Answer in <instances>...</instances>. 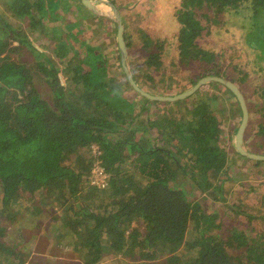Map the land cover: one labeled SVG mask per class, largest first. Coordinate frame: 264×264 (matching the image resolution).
<instances>
[{
  "label": "trees",
  "instance_id": "trees-1",
  "mask_svg": "<svg viewBox=\"0 0 264 264\" xmlns=\"http://www.w3.org/2000/svg\"><path fill=\"white\" fill-rule=\"evenodd\" d=\"M5 3L12 16L21 20L31 12V0H5ZM33 4L40 15L45 3L37 0ZM55 9L44 5L42 17L45 14L59 20ZM263 9L264 0H180L174 14L168 16L173 21L161 23L168 34H163L162 29L157 32L138 29L140 48L146 53L142 63L160 69L163 54L173 51L180 64L199 63L208 71L191 79L190 85L208 74L242 81L243 77L230 76L228 68L220 66L218 59L222 54L204 47L198 39L211 32L224 36L223 30L211 27L219 21V14L227 16L222 21L236 23L244 31L249 18ZM250 22L249 33L252 28L260 41L252 42L244 31L243 42L250 47L255 60L256 55H264V21L251 19ZM123 23L124 40L131 57L133 33ZM70 24L61 28H72ZM29 25L32 30H39L41 38H49L45 31H40L39 16L36 20L31 18ZM77 29L78 34H83L82 27ZM54 46L62 70L79 76L81 92H65L58 71L47 64L49 59L36 60L42 51L0 16V214L1 211L13 213L12 208L21 201L25 203L21 209L29 211L35 196L40 194L41 206L34 207L36 214L40 216L41 208L61 212L53 215L52 220L61 223L62 228L55 229L49 237L75 252L81 264H98L111 239H117L119 249L130 260L124 264H264V240L260 233L250 236L245 230L233 228L225 237H211L212 227H219L215 223L217 214L206 213L199 202L187 200L181 186V181L188 177L202 191L208 190L214 196L222 193L230 179L227 158L215 141L221 131L218 119L212 114L215 96L204 92L205 96H199L187 113H182L173 106H180L186 98L173 102L148 99L133 90L123 71L131 92L135 93L111 84L108 60L103 51L97 50V45L87 44L78 51L65 49L63 53L59 49L65 45L59 39ZM24 49L34 56L33 64L27 66L20 58ZM15 54L17 58L13 57ZM32 68L40 70L51 86L52 105L35 87ZM260 68L264 69V65ZM131 70L137 78L139 72L133 63ZM214 83L221 84L209 82ZM136 94L137 102L132 97ZM258 95L261 103L257 112L261 121L256 133L264 137V85ZM159 105L169 108L146 122L138 118L145 110L151 112L149 108ZM238 108L241 112L239 103ZM150 129L152 135L137 133L139 130L149 133ZM158 139L171 141L177 153L157 145ZM92 144L99 146L108 173L104 189L85 184L91 159L82 158L80 150ZM72 155L78 159L79 169L66 163ZM249 160L255 167L264 165V161ZM261 197L264 205V192ZM242 214L249 220L252 218L249 212ZM35 224L40 225L39 217L35 218ZM192 227L189 246L185 241ZM6 229L0 223V237L5 236ZM14 247H4L2 254L12 255L19 264H24L26 256L15 252Z\"/></svg>",
  "mask_w": 264,
  "mask_h": 264
},
{
  "label": "rangeland",
  "instance_id": "rangeland-1",
  "mask_svg": "<svg viewBox=\"0 0 264 264\" xmlns=\"http://www.w3.org/2000/svg\"><path fill=\"white\" fill-rule=\"evenodd\" d=\"M110 1L115 2H113V4L116 8L121 7L120 10L117 8L121 15V19L128 24L130 32L133 33L134 41L131 43L133 54L131 57H129L128 54V62L130 70L131 63L137 66L139 76L134 78L132 70L131 73L135 82L141 89L153 95L173 96L191 88L193 86L190 85L191 79L197 78L199 74H205L208 72L202 69L203 64L194 62L186 65L180 64L173 51H168L163 54L161 59L162 67L160 69L149 68L146 64L142 63L144 62V56L146 53L140 48L142 41L138 29L145 32H157L161 30L162 22L173 21V19L172 21L171 19L169 20L168 16L171 17L170 15L174 14L175 10L179 7L180 0ZM69 3L68 7H72L73 9L75 7L78 11L76 10L75 15L71 14L69 10L64 12L62 15L63 22H60V17H58L61 14L60 11H56L55 13V17L59 18V20H54V18H52L53 16H48L47 18L49 20H46L45 22V14L42 20L41 12L44 11V4H42L43 7L41 8L39 15L41 22L40 31H45L44 33H46V36L49 37L47 39L41 38L42 36L40 35L39 30H32L29 22H21L11 18L6 14L5 9L2 7H0V15L8 25L20 29L26 36L27 40L42 51V55L36 60L40 59L45 61L47 58L49 59L51 64L47 61L46 62L51 69L54 67L55 70L58 71L61 81L65 84V92L75 90V93H79L83 88L81 82H77V80L80 79L75 72H69L66 74L65 71L62 70V64L59 62L60 58L56 55V49L54 46L58 39L63 45H65L59 49L61 53H63L65 49L78 51L81 47H86L87 44L97 45V50L103 51L108 60L107 70L109 72L110 83L118 84L117 86L119 90L125 89L126 92L134 94L135 92H131L129 88L130 86L125 80L120 66L118 47L115 45L116 25L113 24L111 19L103 17V20L101 21L111 22V27L104 28L107 25L106 23L105 25H102V23L96 22L98 27L95 25V27L91 28V23L102 17L98 15L97 17L95 16L96 14L92 13L90 10L82 7L83 5H80L79 0H69ZM79 8L83 9V11L79 10ZM99 8L110 10V8L104 4H100ZM263 10L252 15L253 18H249V21L245 24L244 31L247 36H250L252 42H259L260 36L256 38V34L251 26V31L249 33V22L251 19H254L255 22L264 21ZM204 11H207L209 15H211L209 10L204 9ZM104 18H106L107 21ZM217 18L219 21L212 23L211 27L223 30L224 36H217L211 32L205 37L203 36L198 39V43L213 50L217 55H223L218 61L221 67L228 68L227 72L230 76L234 75L233 77L240 76L244 78L242 81L238 79L234 82L243 94L248 109V122L244 133V144L247 150H251H249L250 152L264 154V137L256 133V127L261 121V114L257 112V109L261 103L258 91L264 85V69L260 68V66L264 65V55H256L254 60L252 50L243 42L244 31L240 25L229 21H222L224 18H227L223 13L219 14ZM244 20L245 19H243V21ZM69 22H71L70 25L73 26L72 28L66 30L61 28L64 24H69ZM202 22L205 21L202 20ZM77 25L80 28L82 27L83 34L77 33ZM166 31L167 30L162 29L163 34H168ZM171 32L174 33V30L172 29ZM13 57L17 58V55L15 54ZM20 58L23 61H26L27 66L36 61L34 56L26 49H24L22 57ZM81 59L85 62L82 56ZM255 61L258 65L255 64ZM84 68L86 69V67ZM31 73L33 74L34 85L40 96L52 105L53 94L51 92V86L45 80L43 73L40 70L33 68L31 69ZM149 76H153L154 79H148ZM93 79L95 81L97 78L94 76ZM198 90L203 93H193L194 95L191 94V97H186L184 103L180 106H171L180 110L182 113H187V110L193 106V103L198 100L199 96H205L204 92L207 96H215L212 114L218 119V126L221 128L220 133L215 137V141L227 158L230 179L224 184L221 194L215 193L214 196H211L208 194V190L202 191L195 185L193 180L185 177V179L181 181V186L186 193V198L192 202H199L203 211L206 213L217 214L215 223H218L219 227H212L211 237H225V235L229 234L233 228H236L238 230H245L250 236L260 233L261 238L264 240V205L262 204L261 199L264 192V165L255 167L251 160L246 159L245 157H238L236 154L237 151L234 145V138L235 132L241 121V112L238 108V102L235 99V96L221 84L214 83L213 85H210L209 83H206ZM136 96H132L135 98V102L139 100L138 96ZM135 107L136 110H138L139 106L137 104ZM167 108H169L168 105L153 106L149 108L151 112L145 110L142 115L140 114L138 116V118L146 122L147 118H154L157 114L162 115ZM205 121L206 119L201 122ZM150 130L149 133L143 130H139L137 133L142 134L143 136H148L153 134L152 129ZM156 142L157 145L168 147L174 151L175 154L177 153L175 146L171 141L165 142V140L158 139ZM80 155L82 158L90 157L91 159L89 148H82L80 150ZM77 160L76 156L72 155L66 163L76 170L80 168ZM87 183L88 178L85 184L89 185ZM250 187H253V189H249ZM24 195L26 197L28 196L27 193H24ZM222 196L226 197V200H223ZM40 198V194L35 196L29 211L27 209H21L22 204H25L23 201H21L19 205L17 204V207L12 208L14 209V212L11 214L1 211L0 223L7 229L5 236L0 237V242H2L0 243V262H2V264H19L14 256L2 254V249L4 247L15 246L13 248L15 252L20 251L26 256L24 264H81V261L75 252L65 246L58 245L52 237H49L55 232V229L62 228L61 223L52 220L53 215H59L61 212L59 209L52 212L49 211V208H41L39 216L38 213H35L34 207L40 205ZM80 202L82 201L80 200ZM236 205H239V207L237 208ZM1 208L2 206H0V210ZM55 208L56 207L54 206V209ZM243 211L249 212L252 218H250V220L247 219L242 214ZM38 217L40 218V225L36 226L35 218ZM193 230V227L188 230L185 241L186 245L190 246ZM110 242L111 245L103 249L98 264H124L130 261L124 256L121 248L119 249L120 244L117 239L114 241L111 239ZM1 256L5 257L2 259Z\"/></svg>",
  "mask_w": 264,
  "mask_h": 264
},
{
  "label": "water",
  "instance_id": "water-1",
  "mask_svg": "<svg viewBox=\"0 0 264 264\" xmlns=\"http://www.w3.org/2000/svg\"><path fill=\"white\" fill-rule=\"evenodd\" d=\"M79 2L85 8L90 10L92 13L98 16H101V17L109 18L116 24L115 41L118 47L120 66L122 68V71L129 85L133 88V90L137 94L142 95L151 100H158V101H163V102L164 101L173 102L176 100L184 99L187 96H190L191 94L196 92L198 89H200L201 86L211 81L219 82L225 85L226 87H228L233 93V95L235 96V98L237 99L240 109H241V121L235 132V138H234L235 149L237 153L249 159L264 161V154L250 152L249 150H247L244 144V133H245L247 122H248V109H247V105L245 103L243 94L241 93L238 86L234 82L224 79L217 75H206L200 78L191 88L183 92H180L178 94H175L173 96L153 95L141 89L139 85L135 82L132 76L131 70L129 68L128 51H127V46L124 40L125 24L123 23L121 19V15L118 9L116 8V6L110 0H79ZM100 4H104L108 6L110 10H104V9L99 8Z\"/></svg>",
  "mask_w": 264,
  "mask_h": 264
},
{
  "label": "crops",
  "instance_id": "crops-1",
  "mask_svg": "<svg viewBox=\"0 0 264 264\" xmlns=\"http://www.w3.org/2000/svg\"><path fill=\"white\" fill-rule=\"evenodd\" d=\"M34 1L36 2L37 0H32L31 1L32 2V8L30 9L31 12H30L29 16L28 15L27 16L25 15L24 16L25 18H23V20H21L20 18H17V17H13L12 16L11 12L8 11L7 8L5 7V5H6L5 0H0V7L4 8L6 14H8L11 18H13V19H15L17 21H21V22H30V19L31 18L36 20L37 17L39 16V14H38L39 12H37V7L34 5L35 3L33 4ZM43 2L45 3L44 5L47 8H50V7L53 8V7H55L56 9L54 11H60L61 14L58 16V17H60V22H63L62 21V15H63L64 12H66V11L69 10L71 14L75 15V12L77 10V8H75V7H74V9L72 7H68V5L70 4L69 3V0H43ZM82 7H84V6H82ZM79 10H82L83 11V9H81V8H79ZM0 13H1V11H0ZM48 16H45V20H47V21L49 20L47 18ZM1 19H2V17H1ZM104 19L106 20V18H104ZM101 20H103V17L101 19H99V20H95L94 22H92L91 23V28L92 27H95V25H96V27H98V24L97 23H102V25L103 24L105 25V23H106L107 25L104 28L111 27V22H109L107 20H106L107 22H102ZM73 22H77V21H73ZM69 23H71V22H69ZM98 43H100V42H98Z\"/></svg>",
  "mask_w": 264,
  "mask_h": 264
},
{
  "label": "built area",
  "instance_id": "built-area-1",
  "mask_svg": "<svg viewBox=\"0 0 264 264\" xmlns=\"http://www.w3.org/2000/svg\"><path fill=\"white\" fill-rule=\"evenodd\" d=\"M91 153V168L88 175V184L104 189L108 182V173L106 172L102 152L98 145L92 144L89 147Z\"/></svg>",
  "mask_w": 264,
  "mask_h": 264
}]
</instances>
